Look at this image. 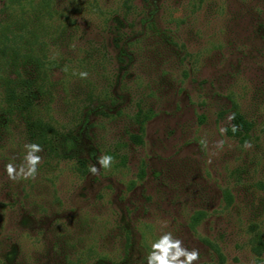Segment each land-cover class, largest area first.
I'll return each mask as SVG.
<instances>
[{"label": "rangeland", "instance_id": "rangeland-1", "mask_svg": "<svg viewBox=\"0 0 264 264\" xmlns=\"http://www.w3.org/2000/svg\"><path fill=\"white\" fill-rule=\"evenodd\" d=\"M97 1L119 30L87 12L45 53L39 103L64 158L37 153L36 179L11 181L5 165L29 142L19 122L0 135V264H147L165 232L199 249L195 264H220L216 250L222 264H264V0ZM233 105L243 138L228 133ZM139 109L153 114L142 144Z\"/></svg>", "mask_w": 264, "mask_h": 264}, {"label": "trees", "instance_id": "trees-1", "mask_svg": "<svg viewBox=\"0 0 264 264\" xmlns=\"http://www.w3.org/2000/svg\"><path fill=\"white\" fill-rule=\"evenodd\" d=\"M83 6H86V10L79 11ZM192 6L195 7V3ZM115 11H108L105 14L99 8L97 0L87 1L86 4L82 0H0L1 136H9L10 126L19 122L29 143L41 145L42 152L49 158L63 157L61 154L66 137L49 122L45 109L39 103L44 97L45 83L49 82L50 72L55 67L52 66L55 61L47 59L45 53L53 51L55 55L59 54L58 50L54 51V47L50 48V44L54 45L53 43L63 38L65 34L69 41L73 39L80 33L79 20H87L86 17L90 14L97 13L100 18H104L103 22L111 21L117 32L119 21L112 18L116 15ZM99 20L102 22V19ZM42 54L43 59L39 57ZM233 114L235 117L232 119L233 125L241 129V132L237 130L233 133L230 128L228 133L243 138L250 131L251 124L238 111L237 105H233ZM152 115L151 111L144 113L142 109L135 113L134 120L140 125L141 135H130L132 142L143 143L144 124ZM77 163L76 169L80 175H86L88 171L86 161L79 160ZM225 196L230 199L229 194ZM199 220L198 216L193 217L194 224ZM253 251L258 257L264 254L263 238H258ZM216 252L222 264L223 257L219 251Z\"/></svg>", "mask_w": 264, "mask_h": 264}, {"label": "clouds", "instance_id": "clouds-1", "mask_svg": "<svg viewBox=\"0 0 264 264\" xmlns=\"http://www.w3.org/2000/svg\"><path fill=\"white\" fill-rule=\"evenodd\" d=\"M79 76L82 79L87 78V72H80ZM234 114L229 119H234ZM238 130L237 126H232V131L235 133ZM225 130L221 129L223 133ZM205 144L206 141H201ZM219 146H223V141L218 142ZM245 147H251L250 144H246ZM26 154L23 158L24 162L20 165L14 163H8L5 165L8 179L11 181L20 180H35L38 174V165L42 162V157L37 155L43 151L41 145L37 143H27L24 145ZM210 162V161H209ZM97 163L101 168L108 169L114 163V157L112 155H102L97 158ZM99 168L95 165L91 166L89 171L92 174H97ZM166 226V225H165ZM200 259L199 249L193 248L188 250L183 246L181 239L175 238L171 232L163 233L155 242L151 245V251L148 253L146 260L147 264H195Z\"/></svg>", "mask_w": 264, "mask_h": 264}]
</instances>
